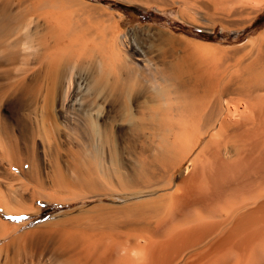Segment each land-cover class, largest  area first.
I'll list each match as a JSON object with an SVG mask.
<instances>
[{"label":"bare ground","instance_id":"6f19581e","mask_svg":"<svg viewBox=\"0 0 264 264\" xmlns=\"http://www.w3.org/2000/svg\"><path fill=\"white\" fill-rule=\"evenodd\" d=\"M3 1L0 117L8 101L29 95L33 140L47 150L50 122L62 145L75 143L68 157L83 172H74L102 183L83 193L57 165L49 197L109 202L60 221V260L48 264H264V28L232 62L196 54L167 61L87 1L38 0L53 14L39 24ZM179 1L225 19L264 6ZM120 131L135 138L132 150L117 152ZM7 143L0 130V209L25 211L40 193L34 186L23 197L29 186L10 170L21 158ZM95 207L107 211L85 212ZM1 222L3 237L9 225Z\"/></svg>","mask_w":264,"mask_h":264},{"label":"rangeland","instance_id":"374dc122","mask_svg":"<svg viewBox=\"0 0 264 264\" xmlns=\"http://www.w3.org/2000/svg\"><path fill=\"white\" fill-rule=\"evenodd\" d=\"M81 1H87L89 4L102 8L104 17L110 15L114 21L119 22L117 30L120 34L129 33L131 36L129 38L133 43L140 45L147 53L153 54L158 60L169 61L176 57L184 58L196 54L216 59L221 63L232 62L233 59L250 46L252 40L264 28V6L252 12L249 16L247 15V17L242 15L234 19H225L218 14L207 16L203 15V12L198 13L191 8L185 9L179 0ZM1 4L6 6L15 5V9L18 10L16 14H23L24 17H27L25 21L29 17L32 18L33 22L36 21L34 19L41 21L43 20L42 15L43 18L44 15L48 16L44 18V20L47 18V22L53 20L51 18L53 14L49 13L50 9L46 5H42L43 3L38 0H6L1 2ZM45 12L49 14L46 15ZM37 15L39 16L37 17ZM24 17L22 18L24 19ZM44 20L43 23L46 22ZM36 22L38 24L42 23ZM29 99V95H27L24 98L19 97L10 100L5 104V117H0V130L1 135L9 140L7 145L10 146H7V149H11L21 158L19 159L20 162L13 160L14 163L10 170L18 176L21 175L29 186V190L25 192L23 197L26 198L34 186L37 187L40 195L38 194L33 203L28 202L29 200L26 201L25 206H27L28 210L24 211L21 209L22 211L20 212L18 210L9 213L0 209V222L3 221L1 222L3 226L5 223L6 226L9 225L5 226L6 230L8 229L7 231H9L7 235L0 237V264H48L59 261V256L61 255H59L56 248L58 245L56 243L57 235L55 230L58 227L57 225L61 223L60 221L63 220L62 223L67 222L64 219L67 220L69 216L76 214L77 211L74 210L79 207L109 203L107 202L108 200L100 197V195L96 197L87 196L85 199L69 200V202H58L59 200L52 199V195L49 197L53 193L51 180L53 178V169L57 165L62 168L64 175L75 185L72 187L81 189L83 193H87L92 188H99L102 183L91 179H88L89 182L87 180L83 181L74 172L73 167L79 168V166H74L75 163L69 159L68 150L75 149V143L68 144V142L65 144L66 146L62 145L54 134L50 122L47 125V127H50L47 152L43 151L42 147L33 140L32 123L26 110L29 107ZM43 113L48 115V108H44ZM135 141V138L120 131L117 142L119 145L116 144L120 149L116 147L117 152L132 150ZM70 145L72 146L70 147ZM45 154L48 157L45 158ZM120 165L122 169L127 166L126 163H121ZM120 165L118 163V166ZM110 169L112 170V168ZM80 171L82 174L83 167ZM80 171L78 172L80 173ZM179 171L176 176L178 178L184 177L186 173L184 166ZM74 174L77 176L75 177ZM3 175L8 176L7 173H3ZM62 194L61 192L58 195L62 197L64 195ZM65 195L67 196L68 194ZM20 197L22 198L21 195ZM88 211L85 212L98 214V212H106L107 208L95 207Z\"/></svg>","mask_w":264,"mask_h":264}]
</instances>
